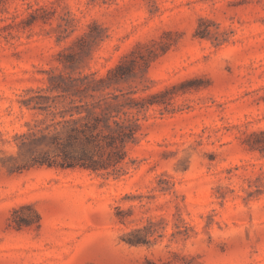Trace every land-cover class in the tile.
<instances>
[{
	"label": "rangeland",
	"instance_id": "374dc122",
	"mask_svg": "<svg viewBox=\"0 0 264 264\" xmlns=\"http://www.w3.org/2000/svg\"><path fill=\"white\" fill-rule=\"evenodd\" d=\"M109 71L126 174L34 165L51 85ZM0 264H264V0H0Z\"/></svg>",
	"mask_w": 264,
	"mask_h": 264
},
{
	"label": "trees",
	"instance_id": "16d2710c",
	"mask_svg": "<svg viewBox=\"0 0 264 264\" xmlns=\"http://www.w3.org/2000/svg\"><path fill=\"white\" fill-rule=\"evenodd\" d=\"M121 69L122 65H118L113 71ZM112 73L108 72V79L71 81L64 87L51 85V90H74L82 97L78 101L70 100L62 111L50 112L48 118L36 126V132L20 136L19 149L46 151L41 158L33 159L34 165L82 168L116 178L126 174V147L137 141L143 111L148 106L135 99H124L123 95L105 93L110 87ZM23 104L40 111L56 108L47 105L48 99L39 95Z\"/></svg>",
	"mask_w": 264,
	"mask_h": 264
}]
</instances>
